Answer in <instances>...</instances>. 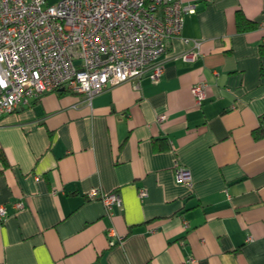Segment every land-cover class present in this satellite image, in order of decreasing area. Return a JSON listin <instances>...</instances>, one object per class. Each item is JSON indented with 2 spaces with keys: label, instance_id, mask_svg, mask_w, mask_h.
Instances as JSON below:
<instances>
[{
  "label": "crops",
  "instance_id": "1",
  "mask_svg": "<svg viewBox=\"0 0 264 264\" xmlns=\"http://www.w3.org/2000/svg\"><path fill=\"white\" fill-rule=\"evenodd\" d=\"M184 1L194 59L172 37L157 81L47 92L0 116V264H264V0ZM237 11L256 27L238 30ZM93 187L120 205L106 213Z\"/></svg>",
  "mask_w": 264,
  "mask_h": 264
},
{
  "label": "built area",
  "instance_id": "2",
  "mask_svg": "<svg viewBox=\"0 0 264 264\" xmlns=\"http://www.w3.org/2000/svg\"><path fill=\"white\" fill-rule=\"evenodd\" d=\"M195 12L196 3L184 0H0V116L60 88L89 101L122 82L134 80L138 87L145 75L157 81L168 39L192 42L196 50L182 53V58L197 56L199 40L182 34L185 16ZM206 86L204 80L191 85L198 106ZM172 172L176 183H190V170L177 160ZM146 195L144 187L138 189L140 199ZM87 196L99 197L108 214L121 203L117 191L93 187ZM13 206L20 208L22 202ZM7 213L0 205V218Z\"/></svg>",
  "mask_w": 264,
  "mask_h": 264
},
{
  "label": "trees",
  "instance_id": "3",
  "mask_svg": "<svg viewBox=\"0 0 264 264\" xmlns=\"http://www.w3.org/2000/svg\"><path fill=\"white\" fill-rule=\"evenodd\" d=\"M235 21H236V27L240 31H245L247 29H252L256 27V23L254 21L247 19L241 11L236 12ZM260 134H264V129H261L259 127V131L256 132V136ZM0 158L4 161V157L1 153H0Z\"/></svg>",
  "mask_w": 264,
  "mask_h": 264
},
{
  "label": "rangeland",
  "instance_id": "4",
  "mask_svg": "<svg viewBox=\"0 0 264 264\" xmlns=\"http://www.w3.org/2000/svg\"><path fill=\"white\" fill-rule=\"evenodd\" d=\"M55 1H57V0H48V3L52 4V3H55Z\"/></svg>",
  "mask_w": 264,
  "mask_h": 264
},
{
  "label": "water",
  "instance_id": "5",
  "mask_svg": "<svg viewBox=\"0 0 264 264\" xmlns=\"http://www.w3.org/2000/svg\"><path fill=\"white\" fill-rule=\"evenodd\" d=\"M59 90H63V88H60Z\"/></svg>",
  "mask_w": 264,
  "mask_h": 264
}]
</instances>
